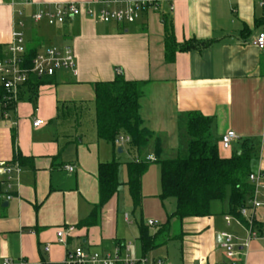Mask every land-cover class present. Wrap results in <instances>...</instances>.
Returning <instances> with one entry per match:
<instances>
[{
  "label": "crops",
  "instance_id": "0c3cea01",
  "mask_svg": "<svg viewBox=\"0 0 264 264\" xmlns=\"http://www.w3.org/2000/svg\"><path fill=\"white\" fill-rule=\"evenodd\" d=\"M96 1L0 0V46L5 54L17 32L26 52L69 47L76 60L75 76L61 71L42 83L30 78L17 91L10 119L0 118V164L21 170L9 185L0 173V264H61L76 248L106 254L117 246L129 255L137 249L136 242L142 252L140 225L153 235L163 224L151 231L128 215L130 209L122 202L129 194L127 164L154 160L141 178V204L134 208L132 202L133 211L145 208V197L163 206L160 193L147 195L143 178L152 164L157 165L155 140L162 161L185 154L187 138L179 132L178 121L187 113L211 120L218 147L221 136L236 135L230 150L219 148L222 159L239 153L242 143L250 141L257 149L251 172L264 169V52L251 46L264 27L257 0H169L177 44L212 42L199 51L177 53L172 64L164 60V27L158 14L142 13L132 25L104 24L85 13L53 26L32 19L45 9L54 12L67 4L94 9L97 16L101 7ZM119 72L126 82L149 83L140 116L154 138L139 155L127 144L116 146L97 135L93 86L113 82ZM35 121L42 124L35 128ZM169 156L174 159H165ZM111 163L118 164V188L100 206L99 168ZM68 166L74 168L72 173ZM222 210L216 208L217 213ZM178 225L173 237L180 241L178 264H197L200 258L207 264L225 262L218 246L220 233H231L240 245L246 239L244 229L235 223L226 226L223 215L185 219ZM69 226L74 233L65 246L57 244L56 230ZM241 264H264V239L248 243Z\"/></svg>",
  "mask_w": 264,
  "mask_h": 264
},
{
  "label": "trees",
  "instance_id": "16d2710c",
  "mask_svg": "<svg viewBox=\"0 0 264 264\" xmlns=\"http://www.w3.org/2000/svg\"><path fill=\"white\" fill-rule=\"evenodd\" d=\"M161 22L164 27V60L167 64L174 62L177 53L207 48L212 42L194 40L177 44L174 39L172 20L163 14ZM264 26V17L262 19ZM36 54L34 49L26 52L25 67L30 66ZM5 49L0 46V60L5 57ZM33 78L36 83L41 80ZM29 81V80H28ZM147 82H126L121 77L110 83L94 84L96 130L98 138L113 143L119 136L129 138L128 144L132 154L139 155L141 150L154 138L144 128L140 116V101L146 95ZM3 90L0 87V103ZM179 132L187 138L185 155L175 160H160L161 147L155 140V164L160 168L161 202L175 201V212L171 219L209 218L215 215L231 216L239 219V211L250 197L251 188L247 177L251 173V164L256 160L257 149L250 141L240 146L239 153L228 159L219 156L217 141L211 134V120L197 112L185 114L178 121ZM151 163L130 162L128 166L127 186L134 208L141 204V178ZM117 163L102 165L99 168L100 206L104 205L118 188ZM224 210L216 212V208ZM166 222L150 235L148 229L140 225L139 241L142 252L155 250L166 243L168 234Z\"/></svg>",
  "mask_w": 264,
  "mask_h": 264
},
{
  "label": "built area",
  "instance_id": "2783aa9c",
  "mask_svg": "<svg viewBox=\"0 0 264 264\" xmlns=\"http://www.w3.org/2000/svg\"><path fill=\"white\" fill-rule=\"evenodd\" d=\"M96 4L101 7L99 13L95 14V10L91 9L83 11L81 8L75 7L73 4H67L55 8L54 12L43 10L32 17L35 23L45 21L48 25L53 26L62 24L67 18L79 16L83 13L92 18H97L101 23H115L118 25L135 24L142 13H154L160 15H169L173 7L169 0H97ZM258 7L264 12V0H257ZM251 46L264 52V27L258 32L251 41ZM26 49L24 47L22 34L15 32L12 35V42L6 49L5 57L0 60V87L3 90V97L0 103V118L4 121L10 119V114L14 111L17 102V91L31 77L38 79L52 78L58 72H69L76 75V60L71 48L64 47L48 48L37 52L31 59L30 66L25 67ZM42 124L41 121H35L33 127L38 128ZM12 126L15 123L11 124ZM237 140L233 132H227L221 136L219 140V148L228 151L231 149L232 143ZM262 140L264 141V120L262 129ZM127 137L119 136L115 140L116 146L129 144ZM147 161L153 162L152 158ZM69 173L74 171L71 166L66 167ZM20 167L0 164V173L6 176V184L18 176ZM247 184L251 188L250 197L246 204L239 211V219L231 216H224L223 220L226 226L235 223L244 229L246 239L243 245L228 232L219 234V249L222 251L225 262L220 264H241L244 250L248 247V243L253 240L264 239V169L251 172L247 177ZM10 197H7L9 200ZM149 227H157L155 222L149 221ZM75 229L72 226L60 228L56 230V243L60 245L66 244L69 236H72ZM125 251H128L126 246ZM45 252H49V247L45 248ZM125 252V253H126ZM4 264H10L6 261ZM19 264H29L20 261ZM61 264H147L145 258L137 262H132L127 254H122L119 247H115L110 253L101 254L96 252H87L82 248L67 253L65 260ZM153 264H168L162 261H153ZM197 264H207L206 259L200 258Z\"/></svg>",
  "mask_w": 264,
  "mask_h": 264
},
{
  "label": "rangeland",
  "instance_id": "374dc122",
  "mask_svg": "<svg viewBox=\"0 0 264 264\" xmlns=\"http://www.w3.org/2000/svg\"><path fill=\"white\" fill-rule=\"evenodd\" d=\"M182 155L184 156L185 154ZM169 157L165 159H174L172 156ZM121 158L123 159L125 157ZM151 166L152 167L143 178V184L145 183L147 185V188H149V191H147V195H151L152 192L154 193L156 191L157 193H160L159 167L154 164H152ZM121 181L122 179L119 177V182L122 183ZM121 188L119 190H123ZM143 197L145 196L143 195ZM145 198H147L144 201L145 208L136 209V211H133V205L129 194L127 192L125 193V200L124 197H122V202L127 205L128 209H130V213L128 215L137 224H140L142 222L144 223V225H147L149 221H152L155 222L157 226H159L161 224H165L170 219L171 215L175 212L176 205L175 201L172 199L165 201L162 206L157 199H154V197ZM131 213L133 214L134 218L132 217ZM149 229L153 231L156 229V227H149ZM178 233V220L170 219L165 246L146 253L145 259L147 261V264H152L153 261L159 260L168 264H178L180 262V241L175 238L173 239V237ZM169 238L170 240H168ZM136 244L137 249L133 248L131 253L129 254L130 256L128 255L130 261L132 262H137L142 259V252L138 242H136Z\"/></svg>",
  "mask_w": 264,
  "mask_h": 264
},
{
  "label": "water",
  "instance_id": "95a60500",
  "mask_svg": "<svg viewBox=\"0 0 264 264\" xmlns=\"http://www.w3.org/2000/svg\"><path fill=\"white\" fill-rule=\"evenodd\" d=\"M117 76L119 77V76H121V73L119 72V73H117ZM118 152L120 153L121 152V150L119 149L118 150Z\"/></svg>",
  "mask_w": 264,
  "mask_h": 264
}]
</instances>
